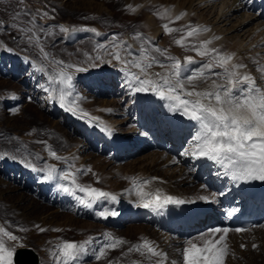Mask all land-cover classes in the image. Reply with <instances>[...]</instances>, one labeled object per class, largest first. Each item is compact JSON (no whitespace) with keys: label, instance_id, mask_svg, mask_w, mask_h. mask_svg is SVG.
<instances>
[{"label":"bare ground","instance_id":"obj_1","mask_svg":"<svg viewBox=\"0 0 264 264\" xmlns=\"http://www.w3.org/2000/svg\"><path fill=\"white\" fill-rule=\"evenodd\" d=\"M124 1L136 10L129 11L133 14L131 23L121 41L138 47L140 41L137 39V31L135 32L138 30V34L144 38L151 37L153 45L166 49V46L171 44L169 54L182 61L185 56H193L197 63L191 65V68H197L203 62V58L194 51L182 52L181 47L176 45L175 40L183 35L182 32L165 33L162 25L169 20L151 14L156 10L155 4H147V0ZM161 3L162 12L167 8L173 20L180 13H186L181 20L170 23V27L182 28L188 24L207 26L210 31L203 32L198 38L189 39L202 41L220 37L213 40L209 47L235 53L234 62L247 65V68L241 71L251 74L257 84L264 88V72L260 71L264 69V0H157V5ZM100 6H103L102 2ZM101 12L102 8L99 7L97 14ZM139 16L145 17L144 23H139ZM87 32L72 29L67 33L66 39L70 42L77 41ZM102 33H95L100 45L110 46L113 38L117 37V34H113L108 39ZM105 59L108 57H104ZM7 61L10 62L8 69L12 76H22L21 90L18 94L14 93L11 108L22 94H27L31 100L35 99L40 104L41 115L50 126L63 131L68 145L63 171L67 170L68 163L74 164L77 169H88L93 164L94 168L88 172L91 181L97 178L98 173L102 176L104 174L111 188L106 187L103 190L118 198L117 201H102L91 209L86 208L73 196L62 191L60 184L67 185L68 182L59 179L45 180V172L33 171L21 163L22 160H29L38 168L55 164L50 161L46 151L40 153L39 161L22 159L0 151V204L7 206L15 219L37 224L46 230L80 222L94 228V220H97L103 229L114 232L119 231L116 228L126 223L129 218L131 222L145 219L148 226L142 227L141 231L147 240L168 254L169 260L180 258L183 242L180 237L185 238L186 234L207 225L221 224L237 229L241 226L243 215H247L253 223L259 224L262 228L258 231V236H264V181L237 183L223 174L222 167L207 158L183 155L190 147L195 131L194 123L181 114L170 111L167 102L151 92L133 93L126 86V78L115 61L111 65L88 67L84 72L75 73L85 87V93L81 94L80 108L89 113L90 117L99 118L93 123L62 108L58 100L51 98V91H45L41 87H49L47 76L28 60L14 53L5 56V49L0 46V72H6L4 67ZM10 100L3 98L1 106L4 107ZM146 117L150 127L143 129L141 123L147 122ZM130 122L133 123L132 127L128 126ZM105 125L112 129V135L102 131ZM154 140L159 141L158 145H166V149H162L153 164L146 163L148 159L130 164L128 176L138 171L137 178L141 182L158 178L147 185L145 190L154 191L160 188L164 194L194 202L169 204L160 210L146 209L139 206V197L135 192H129L133 185L128 182L125 185V175L121 170L107 172L106 167H110L123 155L141 153L144 144ZM105 153H110L107 159L102 156ZM56 167L59 172L58 166ZM252 182L257 185L256 188L246 192L252 188ZM77 195L83 194L77 192ZM202 196H208L212 202L201 200ZM113 210L118 212V215H109L107 218L97 215L99 211ZM68 211L72 214L69 215ZM109 225L114 228H109ZM134 229L137 227L131 226L126 231ZM238 234L233 232L231 237L243 244L244 241ZM250 240L253 241L252 238ZM90 256L91 254L85 258ZM257 261L258 264H264V257L260 254Z\"/></svg>","mask_w":264,"mask_h":264},{"label":"snow or ice","instance_id":"obj_2","mask_svg":"<svg viewBox=\"0 0 264 264\" xmlns=\"http://www.w3.org/2000/svg\"><path fill=\"white\" fill-rule=\"evenodd\" d=\"M128 7L132 11L136 10L131 5ZM24 14L31 15L29 23L33 25L32 27H21L17 23H12L10 26L24 33L27 43L35 45L41 58L47 62V66L42 64L37 69L45 73L49 81V87L45 85L41 87L45 91H51V98L58 100L60 106L68 112L87 118L89 123L97 121L98 117H90L89 113L79 107L77 100L80 98L74 96V74L84 72L87 68L55 59L45 50L41 36L37 34L44 33L46 37H50L55 33L46 31L42 26L37 28L36 16L30 11ZM47 15L46 12L43 13L44 17ZM185 15L186 13L182 12L173 20L166 8L160 16L167 18L169 22L164 23L162 27L166 34L183 33L179 39L175 40V43L181 48L194 51L203 58V62L197 68H191V65L197 63L193 56H185L182 61L169 54L167 49L153 45L151 37L142 38L139 35L137 36L140 41L138 47L113 38L110 46L103 44L98 46V51H102L103 56L99 54L94 58L90 56L89 60L100 61L103 57H108L106 63L111 64L115 61L126 78V86L133 93L151 92L166 101L170 111L177 112L194 123L195 131L190 147L183 155L207 158L222 167L223 174L237 183L264 181V88L257 84L251 74L241 71L246 69L247 65L234 62L235 53L221 52L215 47H209L213 40H218L220 37L202 41L189 39L198 38L203 32L210 31L207 26L188 24L182 28L170 27V23L181 20ZM20 16L21 13L17 12L13 20L19 19ZM3 23L0 21V28L3 27ZM59 31L68 33L70 29L60 26ZM91 31L95 32V29ZM7 50L11 51V49ZM214 69H220V71H214ZM260 71L264 72V69ZM51 85H59V87H51ZM70 97H72L71 100H69ZM102 131L109 136L112 135V129L107 125ZM38 143L46 142L38 141ZM47 151L55 160H66L52 150L50 145L47 146ZM37 158L40 157L37 156ZM21 163L33 171L45 172V180L59 179L68 182L67 185L60 184L62 191L73 196L86 208L91 209L102 201L118 199L111 192L78 182L79 175L91 172L90 168L77 169L74 164L68 163L66 171L58 172L55 164L38 168L29 160H22ZM155 179L158 178L141 182L139 178H132L133 187L129 192L134 191L139 197V206L160 210L169 204L194 202L164 194L160 188L146 191V186L152 184ZM77 192L83 195H77ZM200 199L212 202L208 196H202ZM97 215L107 218L109 215H118V212L99 211ZM37 228L41 232L46 231L39 225ZM53 231H61V229H53ZM230 231L232 230L229 228H212L210 238H207L209 233H203L197 238L203 241L202 245L192 240L185 241L187 247L180 250L179 260H169L167 253L158 250L147 239L142 244L130 247L128 252L139 253L151 264H225L229 255L226 240ZM234 231L239 233L246 229L237 228ZM217 234H220L218 239L215 238ZM5 237L10 241H17L20 238L5 226L0 225V264H13L16 249L6 246ZM91 243L92 241L87 239L82 242L64 240L58 243L56 250L52 253L54 264H84L85 257L90 254L88 246ZM124 243L126 241L123 239L107 234L100 247L91 250V255L96 261L107 259L109 250H115ZM18 246L24 245L21 243ZM241 247L244 245L242 244ZM108 264L112 262L109 261ZM134 264H142V262L136 261Z\"/></svg>","mask_w":264,"mask_h":264},{"label":"rangeland","instance_id":"obj_3","mask_svg":"<svg viewBox=\"0 0 264 264\" xmlns=\"http://www.w3.org/2000/svg\"><path fill=\"white\" fill-rule=\"evenodd\" d=\"M101 2L103 6H100ZM146 3L152 6L155 4L157 11H152V15L160 16V13H163V4L157 5V0H147ZM128 6L129 5H127L124 0H23V2H20V0H0V21L4 22L3 27L0 28V45L5 49V56L9 53H14L28 60L31 65L33 64L37 68L42 64L47 66V62L41 58L36 46L27 43L25 34L10 26L12 23H17L21 27H32L33 25L29 23L32 18L31 15L24 14L26 11H30L31 14L36 16L35 23L37 28L42 26L46 31L50 30L55 33L54 36L50 37H46L44 33H37L41 36V42L44 44L45 50L50 52L55 59L64 60L66 63L73 62L72 64H77L79 66L85 65L84 67L87 66L86 68L111 65L112 63L109 64L105 62L107 59L104 60V57L100 61H95L94 59L89 60L90 56L92 58L98 54L103 56L102 51H98L100 41L95 36V33L103 32L104 34H102L108 37V39L113 34H117L116 40L121 41V38L123 39L126 36L125 34L127 33L128 26H130L131 23L130 18L133 15L129 12L130 9ZM99 7L102 8V12L97 14V9ZM17 12H20L21 16L19 19L13 20ZM45 12L48 14L47 17L43 16ZM138 18L139 23H144V16H139ZM60 26L67 27L70 30L81 29L88 32L79 40L70 42L66 39L67 33H61L59 31ZM91 29H95V32L91 31ZM98 29H100V32H98ZM136 31L137 36L139 35L144 38L140 33L138 34V30H135V32ZM171 48V44L166 46L167 50ZM7 49H11V51ZM182 49L183 48H181L182 52L186 50ZM221 52L224 51L222 50ZM93 64L95 66H93ZM9 67L10 62L7 61L4 67L6 68V72H0V151H5L12 156L22 159L39 161L41 159L40 153L46 151L48 154L47 146L50 145L52 150H55L58 155L66 158L65 153H67L68 145L62 134L63 131L55 126H50L46 118L41 115L40 104L35 101V99L31 100V97L27 94H22L15 104L17 109L15 105L13 107L15 108L14 110L11 108L12 105L10 104L14 102L12 99L14 93L18 94L21 90L22 76H12L8 69ZM41 73L43 75L45 74L43 72ZM46 80L48 81L47 78ZM73 83L75 85L74 96L80 98L77 100V103L79 107H82L81 94L85 93L84 84L77 74H74ZM58 87L59 85H57V88ZM3 98H7L8 100L11 99L4 104L5 106L3 105L4 107L1 106ZM122 105L124 107V104ZM147 119L148 117H146L145 120L147 121ZM141 124L143 129L150 127L148 121ZM128 126L132 127L133 123L130 122ZM38 141L46 143H38ZM157 142L159 143V141L155 140L154 142L148 141L147 144H144V147L141 148V153L137 152L123 155L121 159L114 162L110 167H106L107 172L121 170L125 175V179H123L125 185H127L126 182H128V184L132 183V178H137L139 173L135 171L132 172V176H128L129 165L145 159H148L146 163L153 164L162 149H166V145L162 143L158 145ZM109 155L110 153L102 154L106 159ZM37 156L40 158L38 159ZM48 158L58 166L60 171L65 169L66 160H55L50 155ZM92 165L93 164L90 165V169L94 168V165ZM136 167H138V165H136ZM116 168L118 169L116 170ZM103 176L98 173L97 178L91 181L89 173L86 175L80 174L78 182L99 187L102 190L106 187L111 188V185H108L105 180L106 177ZM68 214L70 215L72 213L68 211ZM33 224L34 223L29 224L28 222L15 219L7 206L0 204V225L5 226L9 231L20 238L17 241H10L5 237L6 246L15 247L16 249L19 247L18 245L22 243L24 245L23 247L30 248L37 254L38 264H54L52 253L56 250V245L64 240L76 242H82L86 239L91 240L92 243L88 246L91 254L92 249H98L100 247L107 234H111L115 238L123 239L126 243L115 250H109L107 259L96 261L94 256L91 255L88 259H84V264H108L109 261H111L112 264H134L136 261L147 264L148 262L146 258L139 253L128 252L130 247L142 244L146 239L144 232L141 231L142 227L145 225L148 226L145 219H137L131 222V218H129L126 223L116 228L119 230L117 232L103 229L101 223L97 220H94V228L89 226V224L87 225L80 222L78 224L65 225L63 228L58 226L44 232H41L39 228H37V224ZM131 226H136L137 229L127 232L126 230ZM215 226L231 229L230 227L222 225H207L190 233L185 236V238L180 237L183 239L182 248L187 247L185 243L187 240H192L194 243L202 245L203 241L197 238L203 233H209V237L207 238H210V230L216 228ZM259 226V224L255 223L249 227L243 228L246 229V232H239L238 237L244 241V247H241L242 243L240 244L231 237L233 232H235V229H231L232 231L228 233L226 240L229 247V255L226 258L225 264H258L257 257L260 254L264 257V236H258V231L262 228ZM110 227L112 229L114 228L109 225V228ZM53 229H61V231H53ZM219 235L220 234H217L215 238L218 239ZM250 237L253 241L250 240ZM247 243L249 245H247ZM253 245H256V247H253ZM149 264H151V262H149Z\"/></svg>","mask_w":264,"mask_h":264},{"label":"water","instance_id":"obj_4","mask_svg":"<svg viewBox=\"0 0 264 264\" xmlns=\"http://www.w3.org/2000/svg\"><path fill=\"white\" fill-rule=\"evenodd\" d=\"M14 264H38L37 254L30 248L19 247L13 257Z\"/></svg>","mask_w":264,"mask_h":264}]
</instances>
